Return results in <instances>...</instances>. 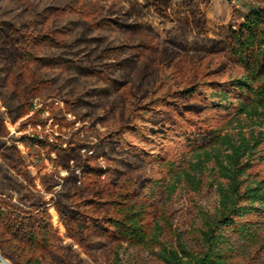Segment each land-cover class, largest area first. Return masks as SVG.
<instances>
[{
	"label": "rangeland",
	"instance_id": "1",
	"mask_svg": "<svg viewBox=\"0 0 264 264\" xmlns=\"http://www.w3.org/2000/svg\"><path fill=\"white\" fill-rule=\"evenodd\" d=\"M110 1L0 0V195L9 202L16 195L15 201L24 195L27 203L47 201L57 230L49 247L17 241L5 250L7 257L0 249L13 264H38V259L39 264H109L116 243L90 227L81 244L56 213V201L69 206L66 195L75 184L85 196L112 201L104 211L116 212L123 203L137 211L148 233L155 224L164 226L170 241L178 231L195 243L198 211H214L217 205L209 176L199 192L182 181L172 195L158 181H174L200 136L223 135L231 128L232 114L215 105L214 93L243 73L227 50L226 32L236 24L232 6L211 0L201 35L189 28L183 12L187 0H171V17L165 20L150 14L137 18L131 4L126 21L149 22L154 30L127 32L110 26L111 9L120 8ZM30 22L60 45L35 47L38 61L31 65L6 37L10 25L25 31ZM182 41L184 48L178 46ZM194 85L199 88L194 95L184 93ZM235 94L231 90L232 98ZM33 138L85 146L84 161L107 173L72 178L62 168L81 161L80 154H63L60 167L54 154L30 144ZM133 152L143 153V159ZM250 172L263 178L264 160L256 156ZM250 237L246 263L264 264V227L251 230ZM122 258L124 264H161L137 244Z\"/></svg>",
	"mask_w": 264,
	"mask_h": 264
},
{
	"label": "trees",
	"instance_id": "2",
	"mask_svg": "<svg viewBox=\"0 0 264 264\" xmlns=\"http://www.w3.org/2000/svg\"><path fill=\"white\" fill-rule=\"evenodd\" d=\"M210 1L187 0L183 7L189 28H194L201 35L206 32L204 10ZM227 1L233 8L236 23L235 27L226 32L227 50L243 73L226 81L223 88L215 91L214 96L218 98L215 105L232 114L231 128L223 135L210 131L200 136L182 158L187 166L174 178L176 182H169L166 178L158 181V185L165 186L166 192L172 195L182 181L186 182L187 188L199 192L205 176L213 178L209 185L216 188L217 205L214 211H198L199 219L194 224L195 243L189 242L178 231L174 240L166 239L164 226L160 224H155V229L148 233L141 223L139 213L123 207L124 203L116 212L104 211L103 207L113 202H104L96 196H85L83 188L78 184L66 195L70 200L69 206L63 205L62 201L54 204L67 234L79 243L86 242V230L94 227L101 236L117 244L108 255L109 264H124V251L135 244L149 250L161 264H248L246 261L250 257L251 230L264 227V177L256 178L250 172L256 156L264 160V154H259L264 132L258 130L264 127V0ZM110 2L120 4V8L110 11V26L122 31L154 30L149 22L143 24L138 20L126 21L130 19L127 5L135 7L137 18L146 19L149 14L164 20L171 17V0ZM3 31H0L1 36ZM6 37L17 45L22 61L29 65L38 61L35 47L60 46L52 34L38 31L33 22L28 23L25 31L14 24L10 25ZM181 45L186 47L183 41L178 44ZM198 89V85L190 86L184 89V93L194 95ZM231 90L236 92L235 98H232ZM30 144L54 154L60 167L63 154L78 152L82 160L73 159L69 167L62 168L63 173L66 172L72 178L80 177L81 172L99 177L107 173L84 161L85 146L72 148L73 145L39 138L31 139ZM133 153L142 159L144 157L141 152ZM17 159L22 162V158ZM16 197L9 202L0 195V249L5 257V250L11 249L14 242L49 247L50 237L57 233L47 201L39 199L36 204H32L27 203L25 195L15 201ZM88 221L89 224L86 223Z\"/></svg>",
	"mask_w": 264,
	"mask_h": 264
},
{
	"label": "water",
	"instance_id": "3",
	"mask_svg": "<svg viewBox=\"0 0 264 264\" xmlns=\"http://www.w3.org/2000/svg\"><path fill=\"white\" fill-rule=\"evenodd\" d=\"M0 260L2 262V264H6V259L0 254Z\"/></svg>",
	"mask_w": 264,
	"mask_h": 264
},
{
	"label": "bare ground",
	"instance_id": "4",
	"mask_svg": "<svg viewBox=\"0 0 264 264\" xmlns=\"http://www.w3.org/2000/svg\"><path fill=\"white\" fill-rule=\"evenodd\" d=\"M5 262H6V264H11L8 260H6Z\"/></svg>",
	"mask_w": 264,
	"mask_h": 264
}]
</instances>
